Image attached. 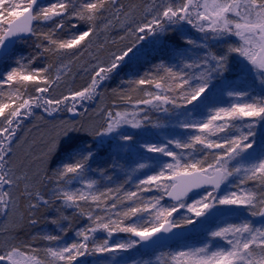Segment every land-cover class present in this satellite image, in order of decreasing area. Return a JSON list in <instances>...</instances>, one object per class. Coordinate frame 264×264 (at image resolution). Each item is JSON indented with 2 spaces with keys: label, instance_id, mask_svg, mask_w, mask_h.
<instances>
[{
  "label": "snow or ice",
  "instance_id": "6c2138e0",
  "mask_svg": "<svg viewBox=\"0 0 264 264\" xmlns=\"http://www.w3.org/2000/svg\"><path fill=\"white\" fill-rule=\"evenodd\" d=\"M0 68V264H264V0H0Z\"/></svg>",
  "mask_w": 264,
  "mask_h": 264
},
{
  "label": "trees",
  "instance_id": "16d2710c",
  "mask_svg": "<svg viewBox=\"0 0 264 264\" xmlns=\"http://www.w3.org/2000/svg\"><path fill=\"white\" fill-rule=\"evenodd\" d=\"M47 2H48V0H47ZM21 43H23V42H21ZM21 43L16 47L15 53L20 52V51L21 52L22 51L23 52L26 51V49L22 47ZM109 43H110V41L108 42L109 47H111V48L112 47L113 48L117 47L116 44L113 45V44H111V43L109 44ZM2 71H3V69L0 68V72H2ZM127 72H128L127 68L122 69L120 74H119V76H117L116 78H114V79H112V80L107 82V86L110 85V86H114L115 88H119L120 85H121V81L125 78V74ZM106 96H107V98H106L107 106L118 105L119 103H122V102H118V100L113 98L112 95H110V94H107ZM5 99H6V97L0 96V101H3ZM95 106H96V104L94 106H88V107H89V109H92ZM109 110L118 111V110H120V108L118 106L117 107H109ZM62 115H64V118H65V117L70 116L71 114H63L62 113ZM147 130H149V129H147ZM150 130L151 131H149V132L151 134V137L155 138V136L157 134V129H150ZM81 143H82V141H81ZM109 152H110V148L108 146H104L103 148H101L100 153H99V155L101 157V161H100L101 164L106 162ZM121 159L129 167L134 166L135 163H136V159L133 158V156L131 154H128L126 156H122ZM53 163L55 164V158H54V162ZM92 175L95 176V172H93ZM121 180H123V177L121 178ZM129 187H131V185H129ZM29 231L31 232L32 230H29ZM55 231H56V229H55L54 225L46 224V223H43V222L34 230V232H55ZM72 238H73V234L70 232L68 237H66L65 239L70 242L72 240ZM103 238H104V234H102V233L98 234V239H103ZM30 239H31V236L27 232L26 233H22L21 236H20V240L21 241H26V240H30ZM168 246H170L171 248H175V247H177V244H176V242H173V243H171ZM168 246L157 248V249H153V250H151L149 252H146V253H143L142 251L137 250V251H134L133 253L129 254V259L131 261H136L137 259L147 260L148 258L154 256V254H156L158 252H160V253H158V255H160L162 253L161 250H163L164 248H166ZM25 254L27 255V251L26 250H25ZM87 259H88L89 264H95V262L98 259H105V258H103V257H87Z\"/></svg>",
  "mask_w": 264,
  "mask_h": 264
},
{
  "label": "rangeland",
  "instance_id": "374dc122",
  "mask_svg": "<svg viewBox=\"0 0 264 264\" xmlns=\"http://www.w3.org/2000/svg\"><path fill=\"white\" fill-rule=\"evenodd\" d=\"M111 38L116 40L117 46L123 43L122 41H120L118 35L113 34ZM109 41L111 43V40H109ZM32 43H33V40L30 38L28 40L24 41L23 43H21L22 47L25 48L26 51L25 52H23V51L17 52L16 53L17 58H19L20 56H26L30 52L34 51V49L32 48ZM68 76L72 77V79L70 80V84L74 87H77V88L86 84L88 81L87 76L81 75L76 70H73V69L69 70ZM113 89H116V88L114 86L108 85L106 87V93H102V97H103L102 101L98 100L96 103V106L92 109H89V111L87 113H85L82 118L86 119V120H96L97 119L96 108L100 107L101 104L104 106H107V100H106L107 96L106 95L107 94L112 95ZM61 91H67V89H61ZM67 118L68 117H65V119H67ZM129 131H134V130L129 129ZM149 131H151V130L150 129L145 130V134H144L145 139H149V140H153V141H162L164 135L171 136V135L175 134L176 130H172V129L157 130V133H160V134H156L155 138L151 137V134ZM47 132H48V129L45 126L40 125V126L33 129L31 136L35 137L37 142L39 143L42 141L43 138H45L47 136ZM124 239H127L126 234H116L115 236L112 237V242H116L117 240H124ZM170 248L171 247L168 246V247L164 248L163 250H161V252L166 253ZM158 253H160V252H158ZM158 253L154 254V256L148 258L147 260H152L154 262V264H164L163 259H158L160 257V255H158ZM140 261H143V260L137 259L135 262H137V264H138V262H140Z\"/></svg>",
  "mask_w": 264,
  "mask_h": 264
},
{
  "label": "water",
  "instance_id": "95a60500",
  "mask_svg": "<svg viewBox=\"0 0 264 264\" xmlns=\"http://www.w3.org/2000/svg\"><path fill=\"white\" fill-rule=\"evenodd\" d=\"M47 0H45V2H46ZM27 39H29V38H27V37H25L24 39H15L14 38V40H13V42L10 44V47L11 48H15L16 47V45L21 41V40H27ZM160 246V245H159ZM154 247H158V246H153V248ZM141 250L142 251H148L149 249H143V248H141Z\"/></svg>",
  "mask_w": 264,
  "mask_h": 264
}]
</instances>
